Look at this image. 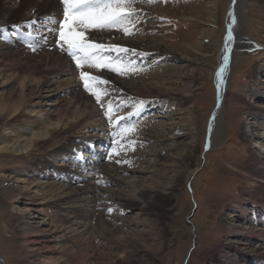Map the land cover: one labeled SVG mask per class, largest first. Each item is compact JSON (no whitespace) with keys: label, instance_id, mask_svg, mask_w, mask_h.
<instances>
[{"label":"rangeland","instance_id":"rangeland-1","mask_svg":"<svg viewBox=\"0 0 264 264\" xmlns=\"http://www.w3.org/2000/svg\"><path fill=\"white\" fill-rule=\"evenodd\" d=\"M31 1L0 0V9L6 12L2 16L4 23L0 24V42L7 43L11 37H15L20 40L22 45L7 61V65L16 69V73L26 69L27 72L36 62L38 63L39 53L36 51L40 52L41 48L37 45H43L45 43L43 41L51 37L47 32V27H51V25L42 27L43 21L40 18L49 15H53L57 19L63 18L62 5L59 0L56 2L61 11L57 14H54L57 8L54 10L42 8L33 12V10L31 11ZM34 1L40 2L41 0ZM227 4L228 0H156L151 4L136 0L134 7L139 10L140 22L135 25V28L138 31L131 35H125L121 30L116 29L100 31L120 33L118 37L120 36L122 42L134 40L147 34L150 36V42L147 45L162 41L166 44V51L172 53L173 59L186 58L188 61L180 63L182 71L176 85L178 87L176 92L178 91L180 94L179 101L155 102L154 106L146 103L138 115L123 121L124 125L134 124L136 130L123 137H115L119 141L115 149L119 155L114 154L112 160L107 158L108 152L112 149L110 134L113 131L119 132L120 129L109 124L105 116L98 120L103 125L104 130L100 132L103 137L99 143H93L94 146L88 150L81 149L83 142L86 141L84 134H94L99 131L98 128L71 133L78 139L80 150L77 155H82L83 159L77 160L75 156L69 164L73 165V169L77 168V171L83 176H89L86 178L89 183L81 181L75 183V186L88 189L94 184L100 183L105 188H114L108 182L106 174H98L97 166L99 164L97 165V163L100 162L108 163L109 167L116 169L127 167L130 171L120 174V178H132L131 181L137 183V187L144 189L147 194L143 199L147 208L145 210H140L137 206L124 209L123 201L116 199L111 194L104 196L105 201L101 203L102 206L90 204L87 207L93 216L88 221L93 224L101 220L100 223L102 222L103 225L97 226L96 232L91 236L92 244L89 243V245L92 251L87 259V264H214V259L226 250L225 243L227 236L229 237L226 224H239L248 230L256 227V229L264 231V215L255 207L257 204L254 206L247 192L249 189L247 183L250 177L249 150L255 144L253 139L244 141L241 138L242 127L247 123L245 121L249 113L248 110L253 105L264 106L263 98L252 99L249 95L247 96L248 89L257 85L261 87L260 79L264 74L261 73L264 70V0H248L247 2V35L256 44L259 42L260 46L255 47V50L252 51H236L233 54V77L226 99L225 116L229 130L225 126L214 148L209 151L205 150L208 125L216 105V89L211 69L215 65L222 47ZM155 6L164 7V11L158 10ZM25 18H27L26 21L36 19L37 25L32 29L24 27V24L20 23ZM14 25H21V27L15 28ZM4 30L7 33L2 34ZM28 31H32L34 35L32 37L25 35ZM90 31L97 32V30ZM88 35L97 43L115 45L113 40L115 35L104 42H101V38H96L92 33ZM19 37H22L23 40ZM52 40L53 42H51ZM52 40H49L51 43L48 41L49 45L44 49L50 50L53 45L60 51L56 47L55 40L53 38ZM29 43L35 44L36 51H32L28 47ZM199 44L207 48L205 53L197 50ZM139 54L140 52L137 50L122 54L123 59L131 58L136 61L134 67L137 71L128 72L125 75L108 69L85 68L91 74L100 76L102 80L109 81L107 85H99L100 88L107 90L108 95L102 96L105 109L97 104L98 114H104L109 102L112 103L114 119L117 116H126L129 113L128 109L132 107L130 100L118 97L119 90H115L109 77L101 72L121 77H146V80L154 77L152 74L156 71L151 70L153 67L150 65L153 60L152 54L148 53L142 58ZM255 66L258 67L254 69ZM62 67H72L76 70L72 61L63 64ZM76 75L74 80L78 83L83 96L95 99L84 90L82 82L79 80L78 70ZM65 76L63 75L60 79L65 81L67 79ZM155 96L158 95L155 94ZM64 98L68 100L69 96H64ZM123 101H127L126 104L131 105L125 106V111H122L123 108L119 109L117 105ZM229 115L232 118L228 120L227 117H231ZM145 139L146 141L140 143ZM130 141L136 143L129 147ZM159 151L164 153L169 151V154H175L176 151L187 152L188 155L185 158L181 156L176 162L161 161L162 165L157 164L152 174L150 171L156 160L155 154ZM116 160L129 161L131 166L129 163L117 164ZM27 164H31V169L38 168L40 165L38 160L32 158L0 160V177L10 174V177H4L6 181L4 180L0 184V188L10 185L4 195L0 194V208L4 212L0 217V246L8 259V264H31L30 262L34 261L36 257L51 258L52 264H75L68 251L70 242L64 241L62 246L52 242H49L48 245L29 242L30 238H37L35 241H43L42 236L47 234L48 229L50 227L51 229L58 228L59 223L54 220L46 226L35 229L36 223H32L33 219L31 218L33 213L24 212L21 214L20 210L25 201L34 197L33 189L30 188L31 183L27 180L26 183L14 182L19 177L17 171L24 170ZM133 168L149 172L137 174L131 172L134 170ZM193 169V173L188 175ZM40 172L42 175L52 172L50 165L40 168ZM28 174H31V171ZM26 176L27 174L21 177L26 178ZM50 176H48L50 181L57 182L54 175ZM252 183L256 188L258 186L257 194H261L258 200L264 205V186L261 185L263 183L258 180L252 181ZM108 206L111 207V212L106 211ZM236 206L240 207V211L236 210ZM43 210L49 216L52 215L51 209L43 207ZM116 217H122L124 220H137L142 217L144 221H142L143 223L139 222V225L126 222L121 227H111L108 229L109 231L106 230L103 223L107 224ZM41 219L44 218L41 217ZM233 245L237 247L236 244L233 243ZM231 258L237 259L234 254L231 255ZM252 263L263 264L260 260Z\"/></svg>","mask_w":264,"mask_h":264},{"label":"bare ground","instance_id":"bare-ground-1","mask_svg":"<svg viewBox=\"0 0 264 264\" xmlns=\"http://www.w3.org/2000/svg\"><path fill=\"white\" fill-rule=\"evenodd\" d=\"M247 2L248 0H235V3H232V0H228L222 47L219 51L215 65L211 69V76L213 73V80L216 89V105L211 113V128L208 125L205 144V148L207 145V148L205 149L206 151L214 148L217 140L221 137L225 126L229 130V125L227 124L225 116L226 99L233 77V54L236 51H252L255 47L260 46L258 44L259 42L256 44V42L252 41L247 35ZM31 3V11L33 10V12L42 8L50 10L57 8L55 9L54 14L61 11L57 6L58 4L56 0H41L40 2L32 0ZM155 8L164 11V7L155 6ZM5 13L6 12L3 11V9H0V24L4 23L2 22V16ZM26 20L27 18L23 19L20 24L23 25ZM229 25H231L232 39L225 41V36L229 31ZM3 33L5 34L7 31L4 30L2 31V34ZM89 33L94 34L96 38H101V42L109 40L111 36L115 35V39H113L115 45L121 47L124 45L128 48L135 49L140 53H145L146 55L141 56V58L147 56L148 53L152 54L153 60L150 65H152L153 68L151 70L156 71V73L152 74L154 77H150L147 80L146 77H121L101 72V74L109 77L115 90H119V98H127V100L131 101V103H129L132 104V107L128 109V112H132L134 106L140 101H143L144 105L148 103V105L150 104L153 106L155 102L162 103L166 100L179 101L180 94H178V91L176 92L178 88L176 85L177 79L182 71L180 63L186 61V58L173 59L172 53L166 51V44L162 43V41L147 45V43L150 42V36L147 34L143 37H137L134 40L122 42L120 36L118 37L120 33H104L100 31L93 33L90 30ZM89 33H86V35ZM19 38L23 40L22 37ZM49 40L51 41L52 38L50 37L48 40L43 41L45 42L43 45H37L41 48L40 52L36 51L39 53V56H37L39 57L38 63L36 62V64L30 67V70L27 72L26 69L25 71H17V73L15 71L16 69H12L7 65V61L11 55V58L13 57L14 52L22 47L20 40L11 37L7 43L0 42V160L32 158L38 160V163L40 164L38 168L32 169L31 164H27L26 168L24 170L22 169L23 172L17 171L19 177L15 179L14 182L26 183L27 180L31 183L30 188L33 189L34 193L32 199L25 201L20 212L21 214L24 212L33 213L31 218L33 219L32 223H36L35 229H38L40 226H46L54 220L59 223V227H53L52 229L50 227L47 234L42 236L43 241H35L37 238H30L31 240H29V242H33V244L34 242L39 244L46 243L47 245L49 242H52L59 246H62L64 241L70 242V248L68 251L75 264H87V259L90 257L92 251L91 246L89 245V243L92 244L91 236L96 232V227L102 225V222L100 223L101 220L93 224L88 221V219L93 216L90 214L91 211H89L87 207L90 204H99L102 206L101 203L105 201L104 196L111 194L116 197V199H121L123 201L122 203L125 205L124 209L137 206L140 210H145L147 208L143 199H145L147 194L144 189L137 187V183L135 184L133 180L131 181L132 178H120L123 173H128L130 171L127 167L116 169L109 167L108 163L100 162L97 163V165L99 164L97 166L98 174H106L108 182L114 188H105L102 184H97L96 181L95 183L97 185L94 184V186L91 188L89 187L88 189L75 186V183L81 181H87L89 183L86 179L89 176H83L77 171V168L73 169V165L69 164L78 154V150H80L78 139L71 133L97 127L99 131H96L94 134H84L86 141L83 142L81 149L88 150V148L94 146L93 143H99L100 139L103 137L100 133L104 130L103 125L99 123L98 120L101 119L104 114H98V105L95 99L85 98V96H83L84 94L78 83L74 80L76 78L75 76H77V70L72 67H62L63 64L70 63V57H68L66 53H61L53 45L50 50L44 49V47L49 45ZM51 42H53V40ZM206 49L207 48L201 44L197 46V50L203 53L206 52ZM156 53L159 55H155ZM225 55L228 56L227 61L224 60ZM221 65H223V73L220 78H217L216 72L220 69ZM257 67L258 66H255L254 69ZM158 71L159 73H157ZM261 73H264V70H262ZM63 75L67 76L65 81L64 79L61 80ZM262 76L263 78L260 79L261 87L257 85L247 90V96L249 95L252 99H264V74ZM217 85H219V87H217ZM158 91L161 93H156ZM154 93L158 96L156 97ZM64 96H69V99L66 100ZM126 103L127 101H123L117 103V105H123L122 107H119V109L123 108L122 111H125V106H131ZM248 111L249 113L246 117L247 120L245 121L247 123L242 127L241 138L244 141L253 139L255 145L251 146V149L249 148L250 166L248 170L250 177L249 182L247 183V188H249L247 192L254 206L257 204L255 207H257L264 215V205L258 200L261 194H257L258 186L256 188L255 184L252 183V181L258 180L263 183L261 185L264 186V106L253 105ZM230 118H232V116L227 117L228 120ZM48 123L49 125H47ZM143 141H146V139L142 140L140 143H143ZM163 151H159L155 154L156 160L153 162V168L150 171L152 174L154 173L157 164L160 166L162 165L161 161L169 160L176 162L181 156L185 158L188 155L187 152L176 151L177 153L175 154H169V151L166 153ZM48 165H50L52 172L42 175L40 168ZM30 171L31 174H28ZM193 171L194 169L191 170L188 175H191ZM131 172L138 174L149 171L134 169L131 170ZM25 173L27 174L26 178H22L21 176L26 175ZM50 175H54L57 182L50 181V178L48 177ZM115 175H117V177H115ZM7 176L10 177V174L8 173L7 175H3L2 178L0 177V184L5 180L4 177ZM77 178L78 180H75ZM142 184L143 183L141 182V185ZM9 186L10 185L7 187L9 188ZM7 187L0 188L1 195L6 193ZM43 207L51 209L52 215L49 216L43 210ZM236 207V210L240 211V207ZM109 208L111 207H106V211H108ZM3 213V210L0 208V217H2ZM41 217L44 219H41ZM142 221H144V218L142 217L137 220H124L122 217H116L113 221H109L107 224L105 222L103 224H105L104 228L108 230L111 227H121L123 223L126 222H130L133 225H139V222ZM226 226L228 227L227 231H229V237L226 235V250L222 255L219 254L220 256L216 257L213 263L253 264V261L260 260L264 264V231H260L261 229H256V227L248 230L247 228L241 227L242 225L239 224H226ZM233 243L236 244L237 247L234 246ZM49 252L52 251L49 250ZM232 254L236 255L237 259H233L234 257L231 258ZM30 263L52 264V259L36 257L34 258V261H31ZM0 264H8V259L3 253L1 246Z\"/></svg>","mask_w":264,"mask_h":264},{"label":"snow or ice","instance_id":"snow-or-ice-1","mask_svg":"<svg viewBox=\"0 0 264 264\" xmlns=\"http://www.w3.org/2000/svg\"><path fill=\"white\" fill-rule=\"evenodd\" d=\"M149 4L155 3L156 0H141ZM62 5V19H57L53 15L44 16L40 19L43 21L42 27H47L48 35L55 39L56 47L62 53H66L71 61L74 62L76 70L79 72V80L82 82L83 88L91 96L95 97V101L102 109H105V104L102 102V96H107L106 89H102L99 85H107L109 81L102 80L100 76L91 74L87 69H108L120 75H125L128 72H135L134 67L136 61L134 59H123L122 54L128 52H135V49H128L119 45H104L97 43L89 38V30L105 31V30H121L125 35L134 34L138 29L135 25L140 22L138 16V9L134 7L136 0H59ZM235 3V0H232ZM231 15V13H230ZM163 19V18H161ZM37 25V20L25 21L24 27L32 29ZM58 25V27H56ZM15 28H20L21 25H14ZM38 34V33H36ZM28 37H32L34 33L28 31L25 33ZM232 39L231 25H229L228 34L225 36V41ZM28 47L32 51H36L34 43H29ZM115 53V55H112ZM139 55H146L140 53ZM224 60H228V56H224ZM223 73V65L216 72V77L220 78ZM219 87V85H217ZM219 99V96H218ZM119 105L118 107H122ZM144 106V102L140 101L134 106L132 112L127 113L126 116H117L113 118L112 103L109 102L108 107L104 111V116L108 119L109 124L114 128H119L120 131H113L110 134L112 149L108 152L107 158L112 160L113 155H119L115 151L116 145L119 143L115 139L116 136H125L128 133L135 132L134 124L124 125L123 121L127 120L133 115H138ZM212 121L209 122L211 128ZM136 142L130 141L129 147ZM123 147V145H121ZM207 148V145H206ZM77 160L83 159L82 155H76ZM119 163H129V161L116 160ZM99 182V181H98ZM112 211L111 208L108 209Z\"/></svg>","mask_w":264,"mask_h":264},{"label":"water","instance_id":"water-1","mask_svg":"<svg viewBox=\"0 0 264 264\" xmlns=\"http://www.w3.org/2000/svg\"><path fill=\"white\" fill-rule=\"evenodd\" d=\"M188 255V254H187Z\"/></svg>","mask_w":264,"mask_h":264}]
</instances>
